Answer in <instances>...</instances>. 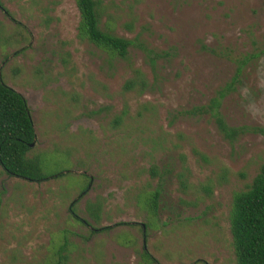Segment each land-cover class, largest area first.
I'll list each match as a JSON object with an SVG mask.
<instances>
[{
    "label": "rangeland",
    "instance_id": "1",
    "mask_svg": "<svg viewBox=\"0 0 264 264\" xmlns=\"http://www.w3.org/2000/svg\"><path fill=\"white\" fill-rule=\"evenodd\" d=\"M95 1L124 59L80 38L76 0H0V81L30 109L28 157L65 174L0 168V264H50L64 238L69 264H141L143 246L159 264H236L233 196L264 165V0ZM135 70L146 89L124 91ZM88 182L75 214L109 232L71 217Z\"/></svg>",
    "mask_w": 264,
    "mask_h": 264
},
{
    "label": "trees",
    "instance_id": "2",
    "mask_svg": "<svg viewBox=\"0 0 264 264\" xmlns=\"http://www.w3.org/2000/svg\"><path fill=\"white\" fill-rule=\"evenodd\" d=\"M0 8H2L1 3ZM76 8L79 14L78 35L80 38L93 44L112 58L124 59L131 43L99 28L96 1L76 0ZM146 87L147 84L142 74L135 70L132 77L125 81L123 90L143 92ZM228 87H232V83ZM222 95L219 93L220 98ZM212 105V109H214L212 115L217 117L219 130L227 138H236L241 131L228 128L220 120L217 114L218 100H213ZM35 141V129L26 99L0 81V168L2 172L9 177L32 183H42L52 177H64V172L44 175L41 170L42 155L28 157L32 148L31 144H35ZM150 172L153 176L157 174L154 169H151ZM88 188L89 182L69 207L72 219L85 226H88L86 221L75 214L74 207ZM159 196V192L156 191L149 195L145 201L147 208L154 215L159 209ZM90 206L89 215L95 222H98L100 204L96 203ZM119 225L136 226L135 223H119ZM88 227L91 235L109 232L113 228V226ZM141 228L145 241V227ZM230 232L236 264H264V165L260 167L251 184L244 191L233 196ZM55 255L56 258L51 260L50 264H69L66 238ZM141 258V264H159L144 246Z\"/></svg>",
    "mask_w": 264,
    "mask_h": 264
},
{
    "label": "water",
    "instance_id": "3",
    "mask_svg": "<svg viewBox=\"0 0 264 264\" xmlns=\"http://www.w3.org/2000/svg\"><path fill=\"white\" fill-rule=\"evenodd\" d=\"M34 146V144H31V147H33Z\"/></svg>",
    "mask_w": 264,
    "mask_h": 264
}]
</instances>
